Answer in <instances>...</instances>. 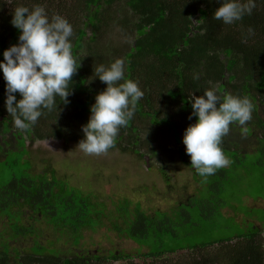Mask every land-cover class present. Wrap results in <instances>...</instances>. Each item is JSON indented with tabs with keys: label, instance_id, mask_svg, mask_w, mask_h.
Wrapping results in <instances>:
<instances>
[{
	"label": "trees",
	"instance_id": "obj_1",
	"mask_svg": "<svg viewBox=\"0 0 264 264\" xmlns=\"http://www.w3.org/2000/svg\"><path fill=\"white\" fill-rule=\"evenodd\" d=\"M220 2L0 0V60L5 49L19 42V30L11 23L13 10L18 5L31 8L39 4L50 17L56 13L66 17L74 29L72 54L78 69L70 82L68 102L57 97L55 110H45L30 130L16 132H24L37 140L80 141L82 125L90 117V106L106 88L95 76L94 67L100 63L108 65L117 58L125 61V77L138 81L144 92L133 119L120 129L118 144L125 134L138 138L139 125L135 122L143 119L151 124L167 121L177 137L187 128L181 121L196 120L194 116L189 119L192 94L203 95L206 89H214L221 96L225 93L248 96L255 112L256 100L264 99V0H256L253 13L232 25L214 18ZM249 26L254 34H248ZM115 27L128 38L126 45L118 42V46H113L106 40L107 32ZM5 85L0 71V126H7L4 129L7 131L8 127L15 126L5 107ZM16 95L17 99L21 98L18 92ZM153 140L147 139V142L151 144ZM184 152L178 149L182 159ZM243 155L228 156L232 166L227 165L208 176L211 179L208 183L195 172L197 182L208 188L204 200L194 198L170 209L150 212L140 202L122 199L115 206L117 214L107 213L106 204L95 195L60 183L56 176L50 179L45 176L42 182L32 177L13 178L0 187V210L6 206L19 212L16 234L31 233L28 231L31 226L21 221L25 208L36 218L40 213L47 221L51 219L52 227L59 225L67 232L76 233L75 243L81 238L82 229L101 226L106 219L110 229L147 250L64 256L59 252L47 253L44 249L48 247L38 241L30 247L33 250L22 253L7 243L0 249V264H264L262 228L253 222L255 219L263 225L264 220L254 213L255 208L222 197L225 191L222 180L229 178L231 172L237 173V180L242 179L239 170L244 167ZM256 162L264 164V155ZM237 194L238 200L245 196L242 186ZM224 207L240 211L253 220L240 222L234 215L222 212Z\"/></svg>",
	"mask_w": 264,
	"mask_h": 264
},
{
	"label": "rangeland",
	"instance_id": "obj_2",
	"mask_svg": "<svg viewBox=\"0 0 264 264\" xmlns=\"http://www.w3.org/2000/svg\"><path fill=\"white\" fill-rule=\"evenodd\" d=\"M118 32L120 31L116 27L110 29L106 34V40L113 46L115 44L118 46V42H125L123 46L126 45L128 38ZM194 122L191 120L186 126ZM252 122L264 123V99L257 100L255 112L252 111V119L246 125L232 123L231 125L234 126L230 125L229 132L223 137L227 147L235 148V152L223 149L224 154L227 158L232 153L238 156L244 154L242 162L244 167L239 170L241 180H237L236 172H231L229 178L222 180L225 187L222 197L235 200L242 206L256 207L254 213L264 220V164L256 162L259 156L264 155V129L253 127L254 131L252 132L251 129L249 135ZM135 124L139 125L138 138H130L125 134L120 139L119 145L116 142L113 148L100 155L82 152L77 148L79 141L63 138L37 140L29 139L24 135L23 141L21 137H15L18 136L16 127L11 129V134L6 130V133L0 131V187L13 178L32 177L42 182L45 176L48 179L56 176L60 183L95 195L98 200L106 204L104 206L106 212L112 211L114 214H117L114 212L117 202L122 199L140 202L143 209L148 212L155 209H170L179 203H186L187 200L193 201L194 198L204 200L208 195V188L206 184L200 185L195 179L191 166L180 160L177 150L179 145L176 143L182 139H174L173 130L168 122L161 120L157 124H151L147 119H143V122L137 120ZM0 127L3 130L7 129L5 125ZM2 137L4 139L1 141ZM147 139L154 140L149 144ZM134 141L137 143L135 146ZM185 147L184 145V151ZM203 180L207 183L211 181L207 178ZM241 186L245 196L238 200L240 196L237 192ZM242 208L245 213V208ZM3 209L0 212V249L6 247L5 244L8 243L10 248H18L20 253L28 252L33 250L30 247L38 241L48 247L44 249L47 253L59 252L64 256L92 252L107 255L111 251L136 253L139 249L147 250L126 235L110 229L109 220L106 219L101 226L82 229L81 238L75 243L77 234L73 231L67 232L64 229L59 231V227L53 225L55 227L53 228L46 224L42 217L34 220L23 216L22 223L26 226L32 225L36 231L31 229V232L38 235L26 234L14 238V223L19 219V212L12 209L11 211L6 206ZM222 212L234 215L240 222H250V218L240 211L235 212L231 208L224 207ZM47 222L51 223V219ZM253 222L254 225L262 228L261 234L264 240V221L263 225L255 219Z\"/></svg>",
	"mask_w": 264,
	"mask_h": 264
},
{
	"label": "clouds",
	"instance_id": "obj_3",
	"mask_svg": "<svg viewBox=\"0 0 264 264\" xmlns=\"http://www.w3.org/2000/svg\"><path fill=\"white\" fill-rule=\"evenodd\" d=\"M255 7L256 0H221L213 15L225 25H232L250 16ZM11 23L20 34L19 42L5 49L0 60L6 81L5 107L14 126L27 131L45 110L51 112L58 107L57 97L68 102L70 82L78 69L72 54L74 29L66 17L59 13L50 17L39 4L31 8L16 6ZM248 34H254L251 26ZM94 73L106 88L90 106V117L82 125L83 138L77 148L86 154L100 155L115 146L120 129L133 119L144 92L138 81L125 77L122 58L108 65H96ZM190 99L189 119L194 116L196 120L185 129L183 144L192 168L207 178L230 164L221 147L222 139L232 123L243 126L252 119L254 105L248 96H221L214 89H206L199 96L193 93Z\"/></svg>",
	"mask_w": 264,
	"mask_h": 264
},
{
	"label": "flooded vegetation",
	"instance_id": "obj_4",
	"mask_svg": "<svg viewBox=\"0 0 264 264\" xmlns=\"http://www.w3.org/2000/svg\"><path fill=\"white\" fill-rule=\"evenodd\" d=\"M228 92H229V90H228ZM225 94H227V93H225ZM252 98V97H251ZM258 100V99H257ZM257 100H256V102H257ZM188 122H186V121H181V125L183 126V125H186ZM232 127L234 126V125H231ZM250 126V125H249ZM187 127V126H186ZM253 127L254 128H259V127H262L263 129H264V123H259V122H252L251 123V126H250V129H249V135H250V133H251V129H252V132L254 131V129H253ZM10 130L8 131H6V132H9L10 133V131H11V129H14V127H10L9 128ZM0 131H2V133H6L3 129H2V127H0ZM11 134V133H10ZM13 135V134H12ZM23 135H24V137H26V134H24V132L22 133V134H18V136H15V137H21L22 139H23V141H24V137H23ZM173 135H174V133H173ZM183 135H184V132H180L179 134H177V137L176 136H174V139H176V138H181L182 140H180L178 143H176V144H178L179 145V147L177 148V150L178 149H181V150H183V147H184V144H183ZM13 137V140H14V136H12ZM29 138V137H28ZM4 138L2 137V139H1V141L3 140ZM30 139V138H29ZM175 141V140H174ZM137 143L136 142H134V146L136 145ZM223 144L225 145V143L223 142V139H222V143H221V147H223L222 148V150L224 149V150H227V149H230L229 147H227L226 145L225 146H223ZM24 145H25V142H24ZM117 145H119V144H117ZM235 148H232V149H230V150H234ZM183 152H184V150H183ZM184 154H185V157L182 159L180 156V160L184 163V164H186V165H189V166H191V161H190V156L186 153V151L184 152ZM145 161L147 162V158H145ZM191 168H192V166H191ZM193 169V168H192ZM192 172L194 173V175L196 174L195 173V170L193 169L192 170ZM52 173H54V172H52ZM49 174H50V172H49ZM53 175V174H52ZM186 202H188V200L186 201ZM254 208H256V207H254ZM258 208H260V207H258ZM8 209H10V208H8ZM22 209V208H21ZM11 210V209H10ZM23 210V209H22ZM12 211V210H11ZM0 212H1V210H0ZM4 214V213H3ZM6 217H8L6 214H4ZM23 216H27V217H29L30 219L31 218H34V220L36 219V217L34 216V215H32V213H31V210L29 211V210H27V209H25L24 208V211L22 212V217ZM37 217H42L41 216V214L40 213H38L37 214ZM43 219H44V221L46 222V224H48V225H50L48 222H47V219H45L44 217H42ZM8 219H9V217H8ZM10 220V219H9ZM37 220V219H36ZM251 220H253V219H250V221ZM14 225H15V223H14ZM10 226H11V223H10ZM51 226V225H50ZM28 227H30V226H28ZM57 227H59V231H61V227L59 226V225H57ZM10 229H11V231H12V228L10 227ZM15 229H17V227H15L14 228V230H13V235H14V238L15 237H17V236H23V234L22 233H15ZM31 229L32 230H34V231H36V228H34L32 225H31V228H30V231H31ZM34 234H37V233H35V232H31L29 235L30 236H34ZM38 235V234H37Z\"/></svg>",
	"mask_w": 264,
	"mask_h": 264
}]
</instances>
